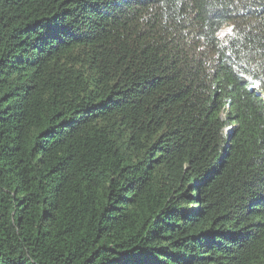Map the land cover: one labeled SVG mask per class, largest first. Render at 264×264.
I'll list each match as a JSON object with an SVG mask.
<instances>
[{
	"label": "trees",
	"instance_id": "trees-1",
	"mask_svg": "<svg viewBox=\"0 0 264 264\" xmlns=\"http://www.w3.org/2000/svg\"><path fill=\"white\" fill-rule=\"evenodd\" d=\"M0 264H264V0H0Z\"/></svg>",
	"mask_w": 264,
	"mask_h": 264
},
{
	"label": "snow or ice",
	"instance_id": "snow-or-ice-1",
	"mask_svg": "<svg viewBox=\"0 0 264 264\" xmlns=\"http://www.w3.org/2000/svg\"><path fill=\"white\" fill-rule=\"evenodd\" d=\"M229 31H231V29H229Z\"/></svg>",
	"mask_w": 264,
	"mask_h": 264
}]
</instances>
